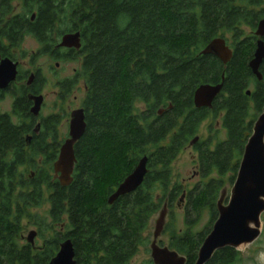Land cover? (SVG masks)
<instances>
[{"label": "trees", "instance_id": "16d2710c", "mask_svg": "<svg viewBox=\"0 0 264 264\" xmlns=\"http://www.w3.org/2000/svg\"><path fill=\"white\" fill-rule=\"evenodd\" d=\"M23 2L28 13H36L28 32L43 52L65 34H80L79 50L62 55L55 50L54 58L81 57L86 128L74 145L71 183L61 186L48 175L61 144L56 140L59 118H47L42 131L53 144L31 148L28 155L22 127L0 117V264H44L50 256L33 257L16 242L21 219L29 208L42 204L44 191L50 221L67 217L66 238L73 243L75 264H129L149 242L150 218L164 207L171 217L163 228L169 237L167 247L183 256L185 264H195L218 216L223 177L229 174V181L235 180L244 147L264 107V60L259 67L261 81L248 67L258 40L254 32L264 18V0ZM216 38L232 49L225 65L201 54ZM221 82L222 90L211 107L195 109V90ZM251 83L254 90L247 95ZM17 104L15 111L21 114ZM208 115L220 116L226 136L213 148L208 142L194 144L201 182L186 192L183 228L177 230L173 209L183 190L178 183L171 185L170 165ZM10 141L14 157L7 163ZM39 154L45 157L44 168L24 180L17 168L25 164L33 168ZM143 157L148 171L141 186L108 205V197ZM203 212L208 223L195 231ZM237 262L239 252L227 247L216 251L206 264Z\"/></svg>", "mask_w": 264, "mask_h": 264}, {"label": "water", "instance_id": "95a60500", "mask_svg": "<svg viewBox=\"0 0 264 264\" xmlns=\"http://www.w3.org/2000/svg\"><path fill=\"white\" fill-rule=\"evenodd\" d=\"M254 36L258 38L252 60L248 67L257 81L262 77L259 67L264 60V18L256 27ZM80 34L69 33L61 37L58 48L79 50ZM202 55H211L226 64L232 56L222 38L213 39L201 51ZM16 69L14 65L3 62L0 65V88L6 87L15 79ZM222 90V82L218 85H201L193 95L195 109L210 108L214 99ZM250 92L247 91V95ZM41 97L34 98V106L31 113L36 115L41 104ZM160 114V112H159ZM86 124L82 109L74 110L70 114L68 138L59 149L57 159L53 165L54 173L61 186L71 183L75 164L74 145L83 136ZM197 137L189 142L194 145ZM147 157L141 158L132 172L118 185L115 191L108 197L107 204L111 205L119 197L134 192L143 183L147 174ZM184 196V195H183ZM182 196V198H183ZM181 198V200H182ZM223 191L217 201V219L212 225L208 235L203 240L195 264H206L213 254L223 248L237 250L240 246L250 245L260 235V216L264 212V107L256 119L252 134L249 137L239 163L238 171L226 204H223ZM167 210L164 207L159 213L153 233V241L150 245V257L153 264H185V258L168 247L157 245V239L162 233ZM33 234L28 237L32 242ZM49 264H75L74 252L69 241L61 245L59 252Z\"/></svg>", "mask_w": 264, "mask_h": 264}, {"label": "rangeland", "instance_id": "374dc122", "mask_svg": "<svg viewBox=\"0 0 264 264\" xmlns=\"http://www.w3.org/2000/svg\"><path fill=\"white\" fill-rule=\"evenodd\" d=\"M23 55V64L27 67L34 59L36 67H40L45 77V85L42 90V95L45 98L44 105L41 109V115L48 117L50 115L62 116L59 126L57 128V140L63 141L68 135L67 120L69 114L80 108L82 101L85 97L83 88L84 79L80 74L79 56H65V59L54 58L52 59L47 55L34 54L39 49L38 43L31 39L26 38L21 44ZM61 55L64 53H60ZM57 67H54L55 64ZM24 66V67H25ZM62 85V86H61ZM68 91H62L61 88ZM254 90V84H250L248 91ZM226 134L221 126L220 116L213 118L208 115L207 118L200 124L198 133L196 135L197 142H208L209 148H213L217 140H223ZM171 172V185L178 183L182 186L183 195L193 189V187L201 182L197 168V154L194 150V145L187 143L181 152L177 155L175 160L170 165ZM230 175L226 174L223 177V204H226L233 186V182L229 181ZM184 196L179 197L175 203L177 205L173 209L175 228L179 230L183 228V208ZM47 193L44 195V202L37 208H29L27 215L21 220V229L18 236V241L24 240L29 233H34L35 245L40 246L43 243V238L48 239L53 236L54 231L58 228H51L50 219L48 217V204L45 202ZM182 198V200H181ZM161 210L152 216L149 220L148 230L146 232L149 242L146 247H140L136 255L131 259L129 264H141L144 261L150 260V243L153 240V233L156 221L159 217ZM167 211L165 216V223H170L171 217ZM208 223V215L203 212L201 219L195 227V231H200ZM260 235L258 239L250 245L240 246L236 251L239 252V262L237 264H264V212L260 216ZM36 232V233H35ZM168 235L163 230L157 239L158 246L162 244L167 247ZM161 246V245H160Z\"/></svg>", "mask_w": 264, "mask_h": 264}, {"label": "flooded vegetation", "instance_id": "af4514ba", "mask_svg": "<svg viewBox=\"0 0 264 264\" xmlns=\"http://www.w3.org/2000/svg\"><path fill=\"white\" fill-rule=\"evenodd\" d=\"M24 5L25 4L23 0H0V65L3 62H8L9 64L14 65L16 69L15 79L12 82H9L6 85V87L0 88V117H4L7 120V122L13 126L22 127L23 134L21 136V139L24 143L25 152L29 155V151L31 148L37 147V149H41V146H43L44 144H48V145L53 144L52 138L51 137L46 138L42 132L44 130V124L46 119L49 118L50 116H55L56 118H59V123H60V119L62 118V116L50 115L48 117H43L41 115V109L45 102V98L42 95V90L45 85V77L43 71L40 67L38 66L36 67V64H34L35 63L34 59L30 62L29 66L27 67L23 64V61H21L24 55V52L22 51V47H21L23 41L26 38H31L38 43V41L28 32L29 25L34 23L35 21L36 13L35 11L28 13ZM58 43L53 47H48V49L44 51L45 53L43 52L44 50L43 46L38 43L39 49L34 54L47 55L50 56L52 59H54L55 50L58 51L59 53H67L69 51L74 50L67 48H58L57 47ZM227 47L229 48V46ZM230 50L232 52V49ZM57 66L58 64L56 63L54 67ZM83 88L86 96L85 82L83 84ZM61 90L64 92L68 91L63 87L61 88ZM35 97L42 98L39 111L36 115L31 113V109L34 106ZM83 102L84 100L82 101L80 108L75 110L82 109L84 115ZM16 104L18 108L23 110L21 114L16 113L15 111ZM70 114L67 120L68 129H69ZM58 126L56 127V131ZM67 138L68 135L63 141H61V144L57 149L55 159L52 161L51 168L48 171V175H50L53 178V180H57V176H58L54 173L53 165L57 159L61 145L64 143V141ZM56 140H57V132H56ZM57 143H60V141L57 140ZM13 154L14 153L12 151V143L10 141L7 151L5 152V158H4L5 162L7 163L11 162L14 157ZM44 162H45V157L42 154H39L37 155L36 159H34L33 168L28 167V165L25 164L19 166L17 168V172L24 180H29L34 177V175L37 173L39 169L44 168ZM46 193H47L46 191H44L43 193V202L45 200L44 195ZM45 202L48 204L47 197ZM48 211H49V207H48ZM66 219L67 217L63 215L61 218L62 221L57 223L50 222L51 228L53 229L57 227L58 231H54L53 236L51 238L48 239L43 238V243L40 246L35 245L34 238H32V242L28 241V237L31 234H33L34 237L33 232L28 234V236L24 240V243H22L21 240L18 241L17 238L16 242L18 243V246H20L21 248L22 247L26 248V250H28L31 256L33 257L43 256L45 258L44 255L50 254L48 259L47 260L44 259L45 261L43 262L44 264H49L50 261L59 252L61 245L64 242L69 241L74 252V260H75V250L73 243L70 240V238H66L67 233L70 230L69 222ZM56 236H58V238L55 240L54 237Z\"/></svg>", "mask_w": 264, "mask_h": 264}, {"label": "bare ground", "instance_id": "6f19581e", "mask_svg": "<svg viewBox=\"0 0 264 264\" xmlns=\"http://www.w3.org/2000/svg\"><path fill=\"white\" fill-rule=\"evenodd\" d=\"M228 46V45H227Z\"/></svg>", "mask_w": 264, "mask_h": 264}]
</instances>
